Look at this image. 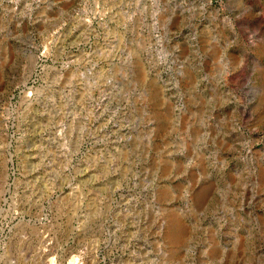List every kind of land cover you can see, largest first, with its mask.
Masks as SVG:
<instances>
[{
    "label": "rangeland",
    "instance_id": "1",
    "mask_svg": "<svg viewBox=\"0 0 264 264\" xmlns=\"http://www.w3.org/2000/svg\"><path fill=\"white\" fill-rule=\"evenodd\" d=\"M0 264H264V0H0Z\"/></svg>",
    "mask_w": 264,
    "mask_h": 264
}]
</instances>
